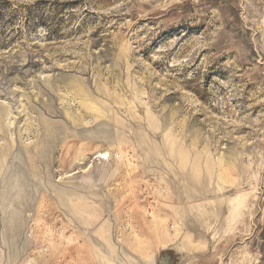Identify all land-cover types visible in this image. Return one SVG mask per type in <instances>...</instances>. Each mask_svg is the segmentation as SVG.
Here are the masks:
<instances>
[{
  "label": "rangeland",
  "instance_id": "obj_1",
  "mask_svg": "<svg viewBox=\"0 0 264 264\" xmlns=\"http://www.w3.org/2000/svg\"><path fill=\"white\" fill-rule=\"evenodd\" d=\"M0 264H264V0H0Z\"/></svg>",
  "mask_w": 264,
  "mask_h": 264
}]
</instances>
